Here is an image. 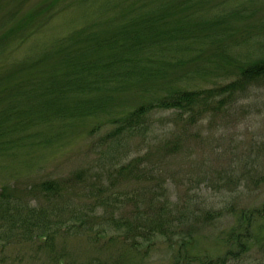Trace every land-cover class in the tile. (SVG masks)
I'll use <instances>...</instances> for the list:
<instances>
[{"label": "rangeland", "instance_id": "rangeland-1", "mask_svg": "<svg viewBox=\"0 0 264 264\" xmlns=\"http://www.w3.org/2000/svg\"><path fill=\"white\" fill-rule=\"evenodd\" d=\"M50 1L0 0V36L39 2ZM126 1L111 0L114 7L104 15L95 1L77 6L76 0L65 7L69 0H61L54 17L30 39L20 44L16 38L0 48V76L14 64L39 58L75 31L97 26L101 36H111L120 30L117 20ZM201 1V15L195 9L185 13L210 24L215 17H225L231 34L223 48L201 44L185 55L192 64L175 71V80L193 71L180 84L199 91L236 80L232 58L246 64L264 58V0ZM236 8L242 15L231 16ZM180 14L176 11L172 16ZM223 51L229 55L220 57ZM178 57L181 60L182 54ZM132 95L115 101L117 117L102 115L70 131L53 127L32 139L33 130L13 135L28 136L29 141L0 153V192L9 189L30 209L62 206L64 215L73 211L80 221L61 228L52 241L53 255L34 240L5 246L0 264H176L184 239H190L191 257L218 259L229 250L227 237L242 212L264 207V78L242 87L222 108L210 109L196 122L189 123V115L177 111L154 110L146 125L116 134L118 116L138 107V97ZM46 181L59 183L63 194L47 196L40 188ZM106 199L109 204H103ZM153 200L168 205L173 213V233L156 240L144 231L143 241L132 237L143 231L115 228L118 220L145 227L151 216L137 213L151 210ZM255 230L263 231L259 242L253 240L250 251L227 264H264L263 221ZM135 241H143L140 252L132 245ZM61 258L66 262L61 263Z\"/></svg>", "mask_w": 264, "mask_h": 264}, {"label": "trees", "instance_id": "trees-1", "mask_svg": "<svg viewBox=\"0 0 264 264\" xmlns=\"http://www.w3.org/2000/svg\"><path fill=\"white\" fill-rule=\"evenodd\" d=\"M60 1L39 2L34 11L22 16L0 36V48L16 38L20 44L30 39L54 17L53 11ZM94 1L104 15L114 7L111 0H69L65 7L73 6L75 2L81 6L82 2ZM203 4L201 0H127L122 4L124 13L117 20L120 30L111 36H101L96 32L97 26L91 30L84 28L60 40L39 58L14 64L11 71L0 76V153L26 145L28 136L14 138L18 131L33 130L32 139L46 135L45 131L53 127L58 131H70L89 119H100L102 115L117 117L113 105L129 92H133L131 97H138V107L118 116L116 134L146 125L147 116L154 110L177 111L182 116L189 115V123L196 122L210 109L222 108L242 87L263 79L264 58L247 64L232 58L230 67L238 78L214 89L199 91L181 85L180 79H189L193 71L174 79L175 71L192 64L185 55L207 42L211 47L223 48L226 35L231 34L225 17H215L210 24L185 13L187 9H195L196 14L201 15ZM176 11L183 14L172 16ZM238 14L242 15V12L236 8L231 16ZM225 55L229 54L223 51L219 56L224 58ZM173 57L179 61L173 62ZM130 172H134L131 167ZM40 188L47 196L63 194L56 181L43 182ZM108 201L106 199L103 204H109ZM113 201L115 204V199ZM156 202L159 201H152L151 210L145 214L144 211L137 213V216H151L145 227L118 220L115 228L136 233L143 231L132 235L143 241L144 231L156 240L173 233L176 229L173 213L168 211V205ZM61 208L57 205L52 210L30 209L9 189L2 190L0 252L11 244L26 245L40 240L45 251L53 255L52 241L61 228L80 221L74 217L76 213L70 211L64 215ZM259 221L264 223V207L245 209L238 218V225L227 237L229 250L218 259L191 257L188 253L190 239H184L180 242L176 264H227L240 259L252 249L253 240L259 242L263 232L255 230ZM143 241L132 243L136 252L142 250ZM61 261L66 262L63 258Z\"/></svg>", "mask_w": 264, "mask_h": 264}]
</instances>
